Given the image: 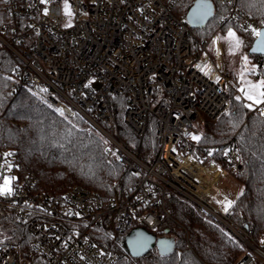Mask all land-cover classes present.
Instances as JSON below:
<instances>
[{
  "label": "built area",
  "instance_id": "built-area-1",
  "mask_svg": "<svg viewBox=\"0 0 264 264\" xmlns=\"http://www.w3.org/2000/svg\"><path fill=\"white\" fill-rule=\"evenodd\" d=\"M6 1L16 20L0 28V50L15 60L12 90L30 86L65 115L82 117L103 137L107 156L136 180L108 199L82 185L56 195L38 189L37 176L23 173L14 154L0 150V183L3 176L15 177L12 195L0 196V220L17 221L29 237V250L0 242V264H122L121 254L133 256L125 238L136 224L156 238L167 234V222L180 224L169 208L177 196L244 244L236 264H264V236L238 224L232 206L225 212L232 199L218 187L229 169L243 172L241 147L235 137L203 140L207 120L225 113L240 90L237 72L224 65L217 35L213 56L209 42L174 13L179 0H67L74 12L71 26L64 25L65 0ZM220 1L225 21L252 33L262 30L238 0ZM156 90L163 97L154 104ZM117 95L126 97L124 122L135 136L143 138L155 116L158 150L152 158H143L121 136L110 103ZM254 107L264 116V104ZM106 232L114 235L111 245L101 236ZM130 263L162 264L149 251Z\"/></svg>",
  "mask_w": 264,
  "mask_h": 264
},
{
  "label": "trees",
  "instance_id": "trees-1",
  "mask_svg": "<svg viewBox=\"0 0 264 264\" xmlns=\"http://www.w3.org/2000/svg\"><path fill=\"white\" fill-rule=\"evenodd\" d=\"M197 1L179 0L174 6V13L185 19ZM209 1L215 6L214 16L205 26L193 28L200 41L211 35V28L213 30L228 23L224 20V4L220 0ZM237 5L264 25L262 0H238ZM15 20L8 11L7 1L0 0V28L5 23L12 25ZM239 29L245 35L250 49L256 35L241 27ZM254 56L257 60V75L264 79V54ZM14 67L15 60L1 49L0 150L11 151L23 173L37 176L38 189L62 195L69 188L82 185L100 192L108 199L117 189L126 188L136 180V176L117 159L107 156L103 137L93 131L82 117L61 115L55 106L30 86L14 92ZM110 103L121 136L139 147L143 158H152L158 150L155 116L150 117L146 135L139 138L124 122L125 95L112 96ZM245 105H248L245 98L233 92L229 109L216 120H207L203 140L217 143L235 137L239 143L244 170L234 175L242 186L243 194L240 192L237 195L231 213L238 224L254 228L255 236L260 238L264 236V116L255 107L249 109ZM169 208L181 225L172 221L166 223V227L170 228L169 233L177 241L173 253H159L156 256L158 262L236 264L245 252L244 244L234 234L187 199L177 196L170 202ZM133 229L153 234L143 225L136 224ZM101 236L107 244L113 243L114 235L110 232ZM0 242H16L29 250V237L13 219L0 220ZM189 245L192 249H189ZM114 246L122 250L117 244ZM133 257L139 260V257L121 254L122 264H131Z\"/></svg>",
  "mask_w": 264,
  "mask_h": 264
},
{
  "label": "rangeland",
  "instance_id": "rangeland-1",
  "mask_svg": "<svg viewBox=\"0 0 264 264\" xmlns=\"http://www.w3.org/2000/svg\"><path fill=\"white\" fill-rule=\"evenodd\" d=\"M70 11L72 15L68 16L69 19L65 22V26L68 25L69 21H71V25L74 23V12L71 8ZM215 28L216 27H214L213 30L211 28V35L206 39L209 42L208 50L213 56H215V35H217V38L220 39L222 47L221 50L223 53L222 57L224 65L228 69H234L237 72L240 81V89L244 87L247 91L249 84H258L261 80H264L263 78L257 75L256 57L253 53H251L249 47L247 46L245 35L240 31L239 27H237L233 22L228 21V23H226L225 25L221 24L216 29ZM229 29H231L236 34V38L241 42L238 48L235 45V41L230 42L228 39H226ZM230 48L232 49V51H230ZM244 57H247L246 62L244 60ZM241 74H243V80H241ZM238 94L244 97L248 104H252V107L259 105L253 104L252 101H249L240 90ZM162 97L163 92L161 90H156L154 104H157ZM228 172L229 174L227 177L221 178V182L218 187L224 194L230 195V198L234 203L237 195L242 190V186L239 181L235 178L232 169H229ZM149 252L155 256L159 255L158 247L156 245L152 246L149 249ZM159 263L161 262L159 261Z\"/></svg>",
  "mask_w": 264,
  "mask_h": 264
},
{
  "label": "water",
  "instance_id": "water-1",
  "mask_svg": "<svg viewBox=\"0 0 264 264\" xmlns=\"http://www.w3.org/2000/svg\"><path fill=\"white\" fill-rule=\"evenodd\" d=\"M215 14V6L209 0H198L188 11L186 21L193 28L205 26ZM261 32H264V25ZM259 37H256L252 47L253 54H264V44H259ZM167 234L157 237L147 234L143 230L133 229L125 238L126 249L136 257L142 256L154 245L158 247L161 255H169L174 252L176 237L169 233L170 228H166ZM164 242V243H162Z\"/></svg>",
  "mask_w": 264,
  "mask_h": 264
},
{
  "label": "snow or ice",
  "instance_id": "snow-or-ice-1",
  "mask_svg": "<svg viewBox=\"0 0 264 264\" xmlns=\"http://www.w3.org/2000/svg\"><path fill=\"white\" fill-rule=\"evenodd\" d=\"M41 2H45V0H41ZM262 3H264V0H262ZM64 11L65 15L71 16L72 13L70 11V5L68 4L67 0H65L64 3ZM45 14H47V10H45ZM71 26V21H69L68 25ZM252 31L255 33L257 37L260 38L259 44H264V32L257 31L256 29H252ZM230 42L235 41V45L238 48L240 46V41L236 38V34L229 29L228 35L226 37ZM230 51L232 49L230 48ZM245 62L247 61V57H244ZM241 80H243V74H241ZM264 80H261L258 84H249L248 90L246 91L244 87L240 89V91L246 96V98L249 101H252L253 104H264ZM41 91H47V89H41ZM237 99H240V97H237ZM51 107V105H49ZM245 107H248L249 109L252 108V104L245 105ZM57 112H60L61 115H63V111L61 109H56ZM193 140H199V136H193ZM12 155L11 153H6L5 156ZM9 170L11 169V165H8ZM15 179V177H8L3 176L2 177V183H0V196H6V195H12L13 189L11 187L12 181ZM243 194V190H241V195ZM232 201H227L225 205V212L228 211V209L232 206ZM164 243V242H162Z\"/></svg>",
  "mask_w": 264,
  "mask_h": 264
},
{
  "label": "flooded vegetation",
  "instance_id": "flooded-vegetation-1",
  "mask_svg": "<svg viewBox=\"0 0 264 264\" xmlns=\"http://www.w3.org/2000/svg\"><path fill=\"white\" fill-rule=\"evenodd\" d=\"M128 234H129V233H128ZM128 234H127V235H128ZM153 246H155L154 243H153Z\"/></svg>",
  "mask_w": 264,
  "mask_h": 264
}]
</instances>
